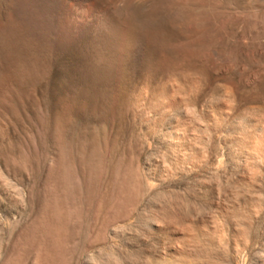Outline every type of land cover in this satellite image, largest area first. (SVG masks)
<instances>
[{"label": "rangeland", "instance_id": "374dc122", "mask_svg": "<svg viewBox=\"0 0 264 264\" xmlns=\"http://www.w3.org/2000/svg\"><path fill=\"white\" fill-rule=\"evenodd\" d=\"M51 1L0 0V264H264V0Z\"/></svg>", "mask_w": 264, "mask_h": 264}, {"label": "bare ground", "instance_id": "6f19581e", "mask_svg": "<svg viewBox=\"0 0 264 264\" xmlns=\"http://www.w3.org/2000/svg\"><path fill=\"white\" fill-rule=\"evenodd\" d=\"M56 1L57 0L51 1L52 4L50 5L51 8L49 9V16L46 20H44L40 26H32L31 24H28L27 26L31 28H28V31H31V33L35 35L48 36L55 33L56 35L61 34L62 36L65 34L68 35V33H77L79 32L78 30L94 27L102 33V35L104 34L107 37H111L119 30L118 15L113 11L104 9L97 0H86L88 2V8L86 10H83L84 8L82 9L81 7L77 9L69 8L68 22L64 21L63 15H59L61 12L60 11L58 13L60 9L58 3L59 1ZM81 2H84V0ZM73 6L75 7V5ZM73 6L71 5V7ZM66 15L64 14V16ZM94 28L90 29L93 30ZM125 45L126 46L124 47L125 49H123V52L126 61L129 63L137 60V58H139L145 50V41L140 38H132L131 41Z\"/></svg>", "mask_w": 264, "mask_h": 264}]
</instances>
